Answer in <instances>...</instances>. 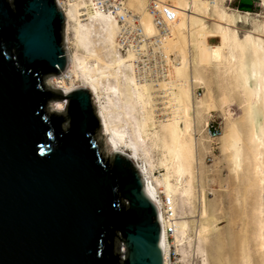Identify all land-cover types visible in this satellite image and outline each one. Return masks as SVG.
<instances>
[{
  "label": "water",
  "instance_id": "95a60500",
  "mask_svg": "<svg viewBox=\"0 0 264 264\" xmlns=\"http://www.w3.org/2000/svg\"><path fill=\"white\" fill-rule=\"evenodd\" d=\"M66 28L55 0H0V264H163L157 206L103 146L94 93L49 86Z\"/></svg>",
  "mask_w": 264,
  "mask_h": 264
},
{
  "label": "rangeland",
  "instance_id": "374dc122",
  "mask_svg": "<svg viewBox=\"0 0 264 264\" xmlns=\"http://www.w3.org/2000/svg\"><path fill=\"white\" fill-rule=\"evenodd\" d=\"M164 1L175 4L174 0ZM261 1L255 0V6L250 9L239 0H216L215 12L217 14L223 9L235 16L249 13L243 17L247 22L238 23L235 27L240 35L253 31L254 36H262L264 40V6ZM131 6L130 1L129 7ZM206 24L211 30L217 29V25L211 20H206ZM189 33L187 29L183 31L186 36ZM68 37L73 41L72 26ZM207 43L217 45L220 40L211 38L207 39ZM65 45L70 52L77 51L80 55H87L84 50H77L71 42L67 45L66 39ZM89 50L94 53L86 58L91 66H100L97 58L109 60L107 50L98 37H93ZM173 51L172 49L171 52ZM186 51L191 62H195L192 63L191 77L197 79V82L191 84L190 133L194 156L189 167L190 173L182 177V185L190 188L186 198L176 195L180 220L187 223L185 235L177 245L178 258L182 264H264V94L258 101L251 98V89L242 84L238 67L240 56L247 64L251 62V53L249 50L244 54L235 51L236 59L231 60L229 53L225 51L221 62L207 64L198 60L191 47ZM170 76L174 77L172 73ZM169 78L174 79L168 77L163 80L167 81ZM110 81L115 83L113 78ZM110 81L108 84H111ZM154 82L163 81H153V84ZM81 84L79 80L74 86ZM198 87L202 91L200 100L194 97V91ZM162 91V94L159 93L161 97L165 94ZM160 96L156 98V102H159L155 106L154 118L157 124L164 125L172 116L171 110L167 108L170 96ZM59 103H64L65 108L66 103L59 101L52 104L54 110ZM100 103H107L104 93L96 99L97 111ZM251 104L257 118L251 115ZM143 107L144 105L134 104L133 116L139 121L147 116V108ZM211 116L221 123L220 136L216 140L209 137L206 128ZM257 119L260 121L258 130H261V143L253 139L257 131ZM130 123L131 126L122 121L119 123L122 126L120 129L128 133L137 131L136 122L131 119ZM152 131V128L149 129V132ZM160 133L165 134L163 130ZM99 138L110 153L102 130ZM234 142L240 150L239 157L233 146ZM144 143L146 161L153 164L157 176L165 173L160 166L165 151L161 143L152 135ZM176 176H173L172 182H175ZM207 217L213 219L211 225L206 221ZM206 228L209 230L203 231Z\"/></svg>",
  "mask_w": 264,
  "mask_h": 264
},
{
  "label": "bare ground",
  "instance_id": "6f19581e",
  "mask_svg": "<svg viewBox=\"0 0 264 264\" xmlns=\"http://www.w3.org/2000/svg\"><path fill=\"white\" fill-rule=\"evenodd\" d=\"M130 1L132 5L130 8L142 13L145 32L148 35L156 34L157 30L152 20L145 12L146 1L129 0L128 6ZM174 1V5L177 7V22L173 26L172 37L167 39L164 45L167 53H172V49L174 50L173 54L177 60V64L172 67L168 75V77L174 78L173 80L170 78L167 81L159 79L163 82H154V84L153 81H139L131 63V55H120L118 52L116 42L118 28L115 21L101 12L83 14L84 2L67 0L62 9L67 25L66 44L71 42L77 50L82 49L87 52V55H80L77 51L70 52L67 46L71 66L65 74L51 77L49 86L51 89L59 90V93L64 95L79 88L91 89L94 93L95 103L96 99H99L104 93L107 103L99 104L98 114L105 124L102 135L105 137L109 151L111 154L124 153L130 156L133 162L144 163L146 175L150 182L145 190L147 195L151 197L153 191H161L171 200L175 214L174 243L177 251V245L181 243L182 236L187 230V223L180 220L176 195H179L180 198H186L189 193L190 187L187 186L188 188H186L182 185V177L190 173L189 167L194 156L190 133L191 84L197 82V79L191 77L192 63L195 62H191L186 50L191 47L198 60L207 64L221 62L225 51L229 53L231 60H235V51L244 54L249 50L252 60L247 64L240 56L238 60L239 73L244 87L251 89V98L258 101L264 94V40L262 36H254L253 31L240 35L235 27L238 23H246L247 21L243 17L249 13H244V16H235L221 9L216 14V0ZM261 5L264 6V0L261 1ZM206 20L213 21L217 25V29H209ZM70 26H72L73 41H70L68 37ZM186 29L190 32L187 36L183 34ZM93 37H98L101 40L107 50V57H109V60L103 58L98 60L97 58L100 66L98 64L91 66L86 61L87 57L94 55L93 51L89 50ZM211 38L219 39L220 43L217 45L208 44L207 39ZM171 73L174 77L170 76ZM111 78L114 79L115 83H111ZM79 80L82 84L74 86V83ZM108 81L111 84H108ZM161 91L165 93L162 97L170 96L167 108L169 107L172 114L171 118L167 120L168 123L164 125L157 124L154 118L155 106L159 102H156V98L160 96ZM200 98L197 99L200 100ZM135 103L147 108V116L140 121L133 116ZM63 108L64 103H59L55 110H63ZM250 112L252 117L257 118L252 104ZM121 119L129 123L130 126V121L133 119L136 122L137 131H129V133L122 131L120 129L122 126L119 125L122 122ZM256 121L257 131L253 139L261 143V130H258L260 121L259 119ZM151 128L153 131L149 132ZM161 130L165 134L161 135ZM149 135L160 142L165 150L160 160V166L165 170V173L158 176L154 172L153 164L146 161L147 151L144 148V142ZM233 146L236 148L237 157H239L240 150L237 148V143L234 142ZM175 174L177 175L175 182H172ZM206 221L210 224L213 219L207 217ZM208 230L209 228H206L203 231L207 232ZM162 251L165 260L168 253L164 245H162Z\"/></svg>",
  "mask_w": 264,
  "mask_h": 264
},
{
  "label": "built area",
  "instance_id": "2783aa9c",
  "mask_svg": "<svg viewBox=\"0 0 264 264\" xmlns=\"http://www.w3.org/2000/svg\"><path fill=\"white\" fill-rule=\"evenodd\" d=\"M55 1L61 9L67 3V0ZM78 1L85 4L83 14L101 12L115 21L118 28L116 35L118 52L120 55H131V63L139 81H157L168 77L172 67L177 64L175 55L167 53V49L164 47L165 41L172 37V29L177 22V7L174 4L163 0H145V12L157 30L156 34L148 35L143 27L142 13L130 8L129 0ZM194 96L197 98L202 96L199 87L194 91ZM220 124V121H217L214 116H211L210 121L206 123L209 137L212 140L219 138ZM134 164L142 176L144 190H146V186L150 185V182L144 163L134 161ZM149 198L157 206L161 226V243L163 242L162 245L168 253L165 260L163 256V261L166 264H182L174 243L175 214L172 202L161 191H153V195Z\"/></svg>",
  "mask_w": 264,
  "mask_h": 264
},
{
  "label": "flooded vegetation",
  "instance_id": "af4514ba",
  "mask_svg": "<svg viewBox=\"0 0 264 264\" xmlns=\"http://www.w3.org/2000/svg\"><path fill=\"white\" fill-rule=\"evenodd\" d=\"M239 2L241 3V4H243V5H247V6H249V7H253V6H255V0H252V2L251 3H242L240 0H239Z\"/></svg>",
  "mask_w": 264,
  "mask_h": 264
},
{
  "label": "trees",
  "instance_id": "16d2710c",
  "mask_svg": "<svg viewBox=\"0 0 264 264\" xmlns=\"http://www.w3.org/2000/svg\"><path fill=\"white\" fill-rule=\"evenodd\" d=\"M55 119H58V121H59V127L62 128L63 127L62 118L60 116H57V117H55Z\"/></svg>",
  "mask_w": 264,
  "mask_h": 264
},
{
  "label": "crops",
  "instance_id": "0c3cea01",
  "mask_svg": "<svg viewBox=\"0 0 264 264\" xmlns=\"http://www.w3.org/2000/svg\"><path fill=\"white\" fill-rule=\"evenodd\" d=\"M250 9H252L253 7H249Z\"/></svg>",
  "mask_w": 264,
  "mask_h": 264
}]
</instances>
